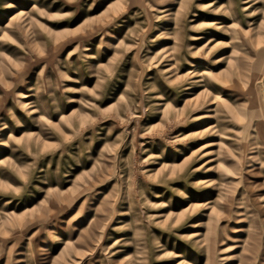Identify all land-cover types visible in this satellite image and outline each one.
<instances>
[{
    "label": "rangeland",
    "instance_id": "1",
    "mask_svg": "<svg viewBox=\"0 0 264 264\" xmlns=\"http://www.w3.org/2000/svg\"><path fill=\"white\" fill-rule=\"evenodd\" d=\"M0 264H264V0H0Z\"/></svg>",
    "mask_w": 264,
    "mask_h": 264
},
{
    "label": "bare ground",
    "instance_id": "2",
    "mask_svg": "<svg viewBox=\"0 0 264 264\" xmlns=\"http://www.w3.org/2000/svg\"><path fill=\"white\" fill-rule=\"evenodd\" d=\"M192 63H194V62H192ZM192 63L189 64V67H190V68L186 71V73H187L188 75H191V74L193 73V71L195 70V68H193L195 63H194V64H192ZM189 100H191V99H189ZM205 129L211 131V130H214V129H215V126H213V125H209V126H207Z\"/></svg>",
    "mask_w": 264,
    "mask_h": 264
}]
</instances>
